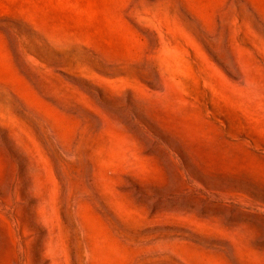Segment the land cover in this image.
Returning a JSON list of instances; mask_svg holds the SVG:
<instances>
[{"label":"rangeland","instance_id":"1","mask_svg":"<svg viewBox=\"0 0 264 264\" xmlns=\"http://www.w3.org/2000/svg\"><path fill=\"white\" fill-rule=\"evenodd\" d=\"M0 264H264V0H0Z\"/></svg>","mask_w":264,"mask_h":264}]
</instances>
